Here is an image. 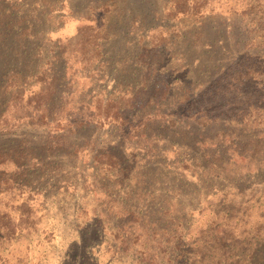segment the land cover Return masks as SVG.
I'll return each mask as SVG.
<instances>
[{"label": "rangeland", "instance_id": "rangeland-1", "mask_svg": "<svg viewBox=\"0 0 264 264\" xmlns=\"http://www.w3.org/2000/svg\"><path fill=\"white\" fill-rule=\"evenodd\" d=\"M192 1L200 14H175V0H0V264H264V0ZM99 18L110 39L83 67L79 33ZM154 37L169 43L160 66L140 60ZM153 68L170 95L130 124L85 109ZM228 70L249 75L215 112L226 118L174 116ZM42 73L56 88L48 121L81 127L14 118L13 85L25 104Z\"/></svg>", "mask_w": 264, "mask_h": 264}, {"label": "trees", "instance_id": "trees-1", "mask_svg": "<svg viewBox=\"0 0 264 264\" xmlns=\"http://www.w3.org/2000/svg\"><path fill=\"white\" fill-rule=\"evenodd\" d=\"M192 2L194 3L193 5H191ZM192 2L190 3V0H175V14L183 16L192 13L195 15L200 14L203 4L194 1ZM106 8L107 7H104L103 9L106 10ZM95 21L96 25L90 26V33L88 36H86V30L79 33L78 41L80 49L78 48L79 50L77 49V51H75V55L83 67L89 66L91 63L101 59L103 56L101 42L110 39V34L106 31L103 19L99 18ZM155 41L156 42H153L151 47H145L140 55V60L150 66H160L164 64L170 54L168 51L169 43L165 45V43L168 42L167 40H157V38H155ZM229 72L230 70H228L221 78L214 81L212 85L203 89L198 95L190 96L185 94L182 96L180 100L181 108L174 114V116H178L179 118H188L189 120L201 123L204 126L226 118L221 116L223 113L221 115H215V112L222 111L228 107H233L235 104L234 99L232 100L229 97H226V95L237 91L239 92L241 89L238 84H240V81L247 82L249 75V73L236 75L242 76L239 80L238 77H234L233 79V75ZM37 82L40 84L39 91L25 104L21 102V92H23L24 89L17 87L16 84L13 85L15 89V96L18 95V98L20 99L18 100L17 97L16 99H13L16 103L10 106V109L15 111L14 118L17 121L27 119L28 121L39 122V124L43 126H52L57 131H65L67 129H71L73 126L81 127V125L84 124V121L76 120H69L68 123L48 121V105L55 95L56 88L54 83L49 80L46 73L39 75ZM217 93H220V95L224 97V102H219L222 97H217V99ZM169 95L170 86L168 83V77L166 74H160L155 68H153L146 73L142 86L136 92L122 95L117 99L103 100L99 98L94 102L93 106L92 104H87L85 109H87L89 114L97 120L103 122L115 120L117 122L121 121L124 124H130L129 117H127V115L129 116L136 113L139 110L146 108L149 104L164 101L168 99ZM240 95L241 92L235 99H239ZM216 100L218 102H216ZM21 103L24 107H22ZM239 103H241V101ZM230 111L236 112L237 109L233 108ZM240 112L241 111L238 110V113ZM80 114L82 115L81 112ZM166 116L167 115H161L160 117L164 118ZM237 116L239 117L238 114ZM153 118V116H150L142 119L138 123V126H144V124ZM7 122V119L0 120V128L9 126ZM169 124L171 127H176L177 121L170 119ZM99 160H101V163L111 167H116L120 164V160L116 159L113 155H105L100 157Z\"/></svg>", "mask_w": 264, "mask_h": 264}]
</instances>
